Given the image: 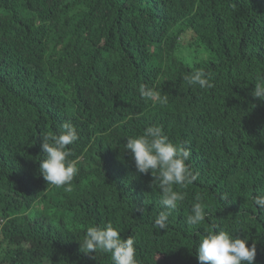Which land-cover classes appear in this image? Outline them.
Returning a JSON list of instances; mask_svg holds the SVG:
<instances>
[{"label": "trees", "instance_id": "16d2710c", "mask_svg": "<svg viewBox=\"0 0 264 264\" xmlns=\"http://www.w3.org/2000/svg\"><path fill=\"white\" fill-rule=\"evenodd\" d=\"M197 68L212 88L188 85ZM263 74L260 0H0V264H111L77 257L86 228L106 223L134 239L138 264H198L209 224L262 247L264 103L251 92ZM66 121L78 173L56 187L39 174L41 137ZM148 126L188 147L198 174L176 187L185 199L164 231L159 191L123 147ZM197 196L206 218L193 226Z\"/></svg>", "mask_w": 264, "mask_h": 264}, {"label": "clouds", "instance_id": "9594fccd", "mask_svg": "<svg viewBox=\"0 0 264 264\" xmlns=\"http://www.w3.org/2000/svg\"><path fill=\"white\" fill-rule=\"evenodd\" d=\"M260 1L264 10V0ZM184 79L189 86L198 85L201 89L213 87L212 74L203 68L194 69ZM138 92L146 100L167 102L166 96L162 99L160 92L148 85H139ZM251 96L264 103V74L255 83ZM260 106L255 104L254 108L262 112L264 122V106ZM78 139L77 129L71 121L62 123L57 132L41 137L43 158L39 160V174L47 184L56 187L71 184L78 173V167L75 160L69 159L72 152L67 146ZM126 140L124 152L134 176L146 179L152 190L159 191V203L165 210L159 213L154 226L164 231L169 213L177 209L185 199L184 193L176 190V187L187 188L197 179L198 174L187 163L191 152L184 144L170 140L161 126H148L141 135L129 136ZM200 199L199 196L195 197L196 202L192 204L187 217V223L193 226L201 224L206 218ZM252 203L259 210H264V191L253 196ZM120 233L111 223L103 227L88 226L84 237L76 241L77 257L88 262L103 255L107 256L111 264H138L137 244L131 236L122 239ZM194 243L198 264H254L255 257H264V230L262 247L248 240V237L241 239L227 231H217L215 224H209L206 233L200 235Z\"/></svg>", "mask_w": 264, "mask_h": 264}]
</instances>
